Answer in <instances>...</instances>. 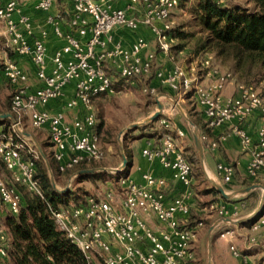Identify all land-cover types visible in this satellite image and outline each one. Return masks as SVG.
<instances>
[{"label": "built area", "instance_id": "built-area-1", "mask_svg": "<svg viewBox=\"0 0 264 264\" xmlns=\"http://www.w3.org/2000/svg\"><path fill=\"white\" fill-rule=\"evenodd\" d=\"M57 1L35 0L34 8L45 13V26L37 30L19 0H0L6 44L15 57H26L33 66L31 75L19 59L0 57V87L2 81L9 86L12 115L0 120V257H5L10 247L3 210L19 212L18 185L43 197L35 176L38 151L22 134V124L27 120L47 132L59 171L82 161H100L105 153L96 130L93 100L115 93L118 79L153 73L178 100L184 101L187 93L193 95L208 128L227 126L209 147L236 136L248 155L246 178L264 182V101L254 86L240 82L235 93L224 94L234 85V74L221 70L211 54L187 63L174 60L171 15L179 0H59L64 6L55 11ZM125 30L134 34L132 39L122 35ZM49 31L63 41L51 53L47 48ZM158 53L168 60L159 67ZM67 89L70 97L51 110L50 102L64 97ZM143 90L156 94L150 83ZM254 113L262 116L253 136L249 120ZM158 122L157 142L146 144L140 153L149 163L157 161L169 170L171 179L181 185L170 200L165 192L168 179L146 170L139 181L120 175L116 188L107 186L77 205L51 209L58 228L88 264H195L193 244L203 223L199 220L185 226L193 194L192 165L182 144L185 134L177 126L174 133L169 131L167 111L160 113ZM200 139L206 140V134ZM216 169L224 183L231 182L234 167L230 163L218 162ZM244 206L245 201L228 202L217 194L201 210L217 217L214 228L220 231L219 238L229 240L231 254L241 264H264L248 253L264 240V198L250 217L249 232H241L232 222L242 217ZM228 225L231 227L222 228ZM238 236L245 239L244 251L232 243Z\"/></svg>", "mask_w": 264, "mask_h": 264}, {"label": "trees", "instance_id": "trees-1", "mask_svg": "<svg viewBox=\"0 0 264 264\" xmlns=\"http://www.w3.org/2000/svg\"><path fill=\"white\" fill-rule=\"evenodd\" d=\"M178 2L177 8H182V6L189 8V23L194 26V29L183 30L181 29L182 25L177 27L172 26L170 35L173 41L174 39L179 41L171 44V52L174 50V47L177 49L175 51L176 54L183 52L185 45L193 38L191 49L195 56L211 54L215 61L219 60L222 63L226 61L230 62L234 70V76L236 74L237 77L242 78L256 77L261 72H264V0H247L246 5L225 3L224 0L222 2L218 0H179ZM5 45L8 56L16 58L6 43ZM173 55L175 60V54ZM160 56L165 58L162 54L158 53L159 58ZM262 77L264 78V74ZM138 78H145L146 83H150L156 88V93L167 91L175 94L166 86L161 85L153 73ZM120 80L124 79H118L117 81ZM154 81H156L155 84H153ZM117 84L116 82L115 86ZM255 89L257 88L255 87ZM258 93L264 101V88L261 92L258 91ZM188 94L190 93L186 94V98ZM158 118L145 123V125L150 129V123ZM195 123L199 127L200 135L206 134L207 136L206 140H202V146L205 147L209 145L210 141L216 139L211 134L212 130L205 125V121L203 123L199 122L200 124L197 121ZM136 127L130 128L129 130L136 129ZM96 130L99 134L97 124ZM147 136L148 138H153L152 142L156 143L159 133L155 137L150 135V133H147ZM124 148V153L127 157L128 151L126 146ZM43 152L48 158L50 166L54 170L59 171L52 157V151L49 153L43 149ZM188 161L194 166L191 160ZM98 166L96 161H82L72 168L59 172L70 174L80 169L95 168ZM104 172L95 171L77 175L76 183L81 182L84 178L100 176ZM115 174L119 176L126 175V171L122 169ZM35 176L43 197L37 193L28 191L22 185H18L21 193L20 210L17 214L10 213L6 219L5 228L10 239V247L7 250V255L0 257V264H88L85 255L58 228L52 218L51 209L77 205L84 202L85 198L91 194L86 191L85 194L87 196L85 195L86 197L79 201V196L74 195L70 189L65 192L57 191L52 185L46 165L42 159L36 160ZM199 176L200 178L196 181V185H192L191 181L192 190L194 187L197 189V194H201L202 196L219 194L212 185L199 188L204 180L202 175ZM258 181L259 179L250 180L249 178H244L242 186H248ZM253 192L254 190H251L247 192V195L249 196ZM192 193L193 199L197 195L193 191ZM71 196H73L72 204L68 202ZM225 200H230V198H225ZM196 202L200 207L206 204V202H198L197 200ZM193 217V212L191 213L190 209L185 226H192L201 220L203 223L202 227L204 225L209 227L214 221L208 217H205V219L199 218L198 220H194ZM215 232H217V229ZM194 255L196 256L197 252H194Z\"/></svg>", "mask_w": 264, "mask_h": 264}, {"label": "rangeland", "instance_id": "rangeland-1", "mask_svg": "<svg viewBox=\"0 0 264 264\" xmlns=\"http://www.w3.org/2000/svg\"><path fill=\"white\" fill-rule=\"evenodd\" d=\"M224 1L225 3L228 2L231 4H240V5L247 4V0H224ZM57 2H59V0ZM189 19H190V13H189V8L187 6L186 7L182 6V8H177L174 11H172L171 21H172V26L174 27L182 25L181 29L183 30L194 29V26L189 23ZM2 26L3 24L0 22V29L2 28ZM130 32L131 31L129 30L122 31V35L124 34V37L126 36L125 38L132 39L133 38L132 35L134 34ZM193 40L194 39L191 38L190 42L185 45V49L183 50V52L180 53L178 52L176 54L175 51H177V49L175 47L173 48L174 50L172 51V53L175 54L176 62L187 63L189 62V60H193L196 57L191 49ZM176 41L179 40L174 39V41H172L171 44H174ZM5 47H6L5 42L0 36V52L2 50L7 52ZM150 47L155 48L154 43H150ZM167 62L168 60L166 58L160 56V58L156 60V66L159 67L165 65ZM215 62L221 70L227 69L228 71H231L232 74L234 73L232 64L230 62L226 61L222 63L219 60H216ZM263 74L264 72H261V74H258L256 77H248V78L237 77V75L235 74L234 82H233L234 85H231L234 87V93L236 92V84L238 82L250 84L256 87L259 92H261L264 88V78L262 77ZM116 82L118 84L116 86L115 93L100 95L94 99V109L97 118L100 143L105 153V157L103 159H101L100 161H96L97 164L99 165L98 167H106V165L108 164L115 165L118 164L119 162L121 163L122 160L121 147L123 151H125L124 147L126 146L128 152L136 153L138 152V148L141 149L142 146H145L144 143L149 139L147 133H150V135L155 137L157 133H160L161 131V125L157 119L152 123H150L151 124L150 129L147 127V125L142 124V125H138L136 129L129 130L130 129L129 128L127 130H124V132H122V130L127 125L134 122H140L144 120L147 116H149L153 111L156 110L157 104L154 101V95L147 93L143 90V87L146 83L145 78L124 79ZM5 87L6 86H4L3 89L0 90V104L3 103L5 105L6 103L5 106H7L8 102L6 101H10V94L7 91V89H5ZM160 93L162 94L169 93L171 95L170 97H168V99L165 100L166 105L169 106L167 108L169 121L171 125L169 131L174 133L173 127L175 126L183 129L185 135L182 139V144L184 146V151L187 159L191 160L192 163L194 164V166H192L193 176H194V178H192V185H196V181L200 178L199 175L204 176L202 169H205L204 166L201 165V161L199 159L197 149L194 143V132L197 128H199L198 125L195 123V121H197L198 123L203 121V118L201 119L202 116H200L198 110L199 106L193 95L188 94L187 98L185 97V100L181 101L178 100L176 98V95L171 92L160 91ZM172 98H174L181 105L184 112L192 120L193 124H190L185 119L184 115L180 112L175 102L172 101L173 100ZM158 99L162 103V111L165 110V107H163V100H161V97H159ZM0 110H5L3 105H0ZM261 116L262 115H260V113H256V115L254 116L255 120L257 121L256 126L261 121ZM252 120L254 119L253 118L250 119L249 123L253 122ZM254 126L255 125H252L250 127L253 134L256 130V126L255 127ZM22 129L32 134V136L39 143L42 150L45 149L49 153L50 151H52L46 131L31 126L27 120L22 124ZM129 137H134V139L129 140ZM139 139L141 141H139ZM26 140L28 143L32 144L38 151L32 138L26 137ZM38 159H42L46 165V162L42 158L39 151H38ZM46 160L48 161L47 157ZM119 165H116L115 167ZM3 172L4 171L2 170V173ZM47 172L49 177L54 180L55 189L57 191L65 192L66 190L70 189L74 195L79 196L78 198L79 201L83 200L87 196V194H85L86 191L87 193L93 195L100 190H105L106 188H108L107 186L116 188L117 181L119 178V175L115 174L117 171L116 172L105 171L104 173H101L100 176H95L93 178H84L81 182L76 183L77 176H73L69 180V177L74 172L70 174H67L66 172L60 173L59 171L54 170V168H52L51 166H50V170L47 168ZM239 180H240L239 181L240 185L238 188L237 187L227 188L226 186H224L226 187L225 189L227 191H233L246 187V186H242L243 184L242 182L244 178ZM254 183H262V182L259 180L258 182H254ZM204 186H209V181L207 179L203 180L199 188H202ZM262 186L264 191V183L262 184ZM253 190H254L253 194H250L249 196L247 195L246 192V194L245 193L238 194L236 197L234 196L233 198L234 200L237 199L236 202L245 201L246 203V206H244L241 209L240 215L242 217L240 218L248 216L250 213H252L258 208L263 191L261 188H256ZM193 191L194 193H196L195 195H197L194 197L195 201L197 200L198 202L207 203L208 200L215 198V195L213 194H211V196L210 195L202 196L201 194L198 195L196 192L197 189H195L194 187H193ZM72 197L73 196H71L68 201L70 204L73 203ZM9 215L10 212L7 209H4L3 210L4 225H6L5 222ZM193 216H194L193 217L194 220L195 219L198 220L199 218L205 219V217L215 220V215L208 216L204 211L193 212ZM224 227L230 228L231 225L222 226V228ZM208 228L209 227L204 225L198 231L197 239L193 245V249H194L193 251L197 252V255L196 256L194 255L195 264H239L237 258H235L231 254V251L229 249V243H227L229 240L227 239L228 240L227 241L223 238H219L220 231L217 230V232H215V228L212 230L209 238L207 235ZM240 231L246 232V229L240 228ZM232 243L236 244V242H232ZM237 247L239 248V246Z\"/></svg>", "mask_w": 264, "mask_h": 264}, {"label": "crops", "instance_id": "crops-1", "mask_svg": "<svg viewBox=\"0 0 264 264\" xmlns=\"http://www.w3.org/2000/svg\"><path fill=\"white\" fill-rule=\"evenodd\" d=\"M19 1L22 4L23 9L26 10L30 14L32 21H33L34 25L36 26L37 30L40 29V27L45 26V21H44L45 13L38 11L34 8L35 0H19ZM63 6H64V3L59 2V3L54 5L53 10H55V11H57L59 9L62 10ZM0 36L2 37L3 41L6 43L5 37L3 35V26L0 29ZM62 42L63 41L61 39L57 38L51 31L48 32L47 48H48L49 53H51L54 49L59 47L62 44ZM5 55L8 56L7 52L2 50L0 52V57H4ZM16 58L19 59L21 66L25 70H27L31 75H33V66H32L31 62L29 61V59L26 57H23V58L16 57ZM155 82L156 81H154L153 84H155ZM4 86H6L5 89H7V91L10 94V90L4 81L1 82L0 90L3 89ZM231 93H234V87L228 86L224 90V94H231ZM160 94H162V93L154 94V101L156 102V98L161 97V100H163V107H165L164 111H167V108L169 106L166 105L165 100L168 99V97H170L171 95L169 93H165L166 95H169V96H163ZM70 95H71V92L69 91V89H67L64 97L51 101L48 107L51 108V110H56V109L60 108L62 106V103L66 100V98L70 97ZM6 102H8L7 103L8 107L5 106L6 103H5V105L3 103L0 104V105H3L5 108V110H0V115L9 113V101H6ZM198 110L200 111L199 107H198ZM67 112H68V115L71 114L70 110H68ZM255 115L256 114L254 113L253 116H251V118H250V119H252V118L254 119V120H252L253 122H250V127L252 125L256 126L257 121L254 118ZM7 117L8 116H6L4 118L0 117V120H4ZM250 127H249V132L254 136L255 132L253 130V132H254V134H253ZM226 128H227V126L225 125L222 128L213 129L211 131L213 138H216L218 133L221 130L226 129ZM133 139H134V137H129V140H133ZM139 141H141V140L139 139ZM147 141L144 143L145 145H146V143L148 144V143L152 142L153 138H149ZM142 142H144V141H142ZM141 144H140V147H141ZM140 151H141V149L138 148V152H136V153L128 152V156L126 157V159H127L126 166L123 168V170L126 171L127 175L131 176L136 181L140 180L141 173L143 171H146V170L151 171L154 175H158V176L162 175V176L166 177L168 179V186L166 187L165 192H166L167 199L170 200L174 195H176L179 192L181 185L178 182H175L171 179L169 170L162 168L161 165L157 161L149 163L144 157L141 156ZM121 162H122V160H121ZM218 162L230 163L234 166L233 180L230 184L224 183V181L222 180V178L218 174L217 169H216V164ZM119 163L115 164V165L114 164H108V165H106V167H115L116 165H119ZM247 163H248V155L244 150L241 149V147L239 145L238 138L236 136H232L226 141H219L217 146L213 149L210 148L209 145H206L205 147H203V163L201 165H203L205 168V169H202L204 179H207L209 181V185L214 186L213 185L214 183L221 185L226 192H230V191H227L225 189L226 187L227 188H233V187L238 188L240 185L239 179L246 178ZM193 178H194V176H193ZM263 183L264 182L258 183V184L262 185ZM224 186H226V187H224ZM262 191H263V189H262ZM194 194H196V193H194ZM210 196H211V194H210ZM233 198L234 197H231L230 200H228V202H234L235 200H237V199L234 200ZM190 209H191V213L202 211L201 207L196 203L195 198L191 199V208ZM249 216H250V214L248 216L243 217V218H239L242 220L239 223H235L240 228L246 229V232H249V229H248L249 228V221H250ZM216 219H217V217L215 216L214 221H216ZM148 221L151 222L152 224H155L154 220H151L148 218ZM232 242H236L237 246H239V249L244 251L243 248H244L245 239L242 236H238V237L233 238ZM248 253L250 254V257L253 260H255L257 263H261L264 260V240L259 247L255 246V248H253L251 251H248ZM237 260L239 261V259H237ZM239 264H241L240 261H239Z\"/></svg>", "mask_w": 264, "mask_h": 264}, {"label": "water", "instance_id": "water-1", "mask_svg": "<svg viewBox=\"0 0 264 264\" xmlns=\"http://www.w3.org/2000/svg\"><path fill=\"white\" fill-rule=\"evenodd\" d=\"M160 95H164V96H169V95H166V94H160ZM175 102V104L177 105L178 109L180 110V112L184 115L185 119L190 123V124H193L192 123V120L188 117V115L184 112L183 108L181 107V105L174 99L172 98ZM156 104H157V108L155 111H153L149 116H147L144 120L140 121V122H134V123H131L129 125H127L123 130L122 132H124V130H127L129 128H133V127H136L138 125H142V124H145V123H148L154 119H156L157 117H159L161 111H162V103L160 102V100L158 98H156ZM10 117L12 118V115L10 113H7V114H3V115H0L1 118H4V117ZM22 134L25 135L26 137H30L33 139L39 153L41 154L42 158L45 160L46 162V166L47 168L50 170V164L49 162L46 160V156L42 150V148L40 147L39 143L36 141V139L32 136V134L30 132H27V131H22ZM194 143H195V147L197 149V153H198V156H199V159L201 161V164L203 163V146H202V142L200 140V133L198 131V128L195 130L194 132ZM121 155H122V162L120 163L119 166L117 167H95V168H84V169H80L76 172H74L73 174H71V176L69 177V180L73 177V176H77V175H80V174H83V173H89V172H95V171H110V172H118L120 170H122L125 166H126V162H127V159H126V156H125V153L121 147ZM51 179V178H50ZM51 182H52V185L53 187L55 188V184H54V180L51 179ZM217 190V192L223 197V198H231V197H234V196H237L238 194H243V193H246V192H249L253 189H256V188H261L263 189V186L261 184H258V183H253L251 185H248L242 189H237V190H233V191H230V192H226L223 187L219 184H216L214 183L213 184ZM264 198V191L262 193V196H261V201L258 205V208L261 206V203H262V200ZM257 208V209H258ZM256 209V210H257ZM256 210L249 216H253L256 214ZM227 220V219H226ZM242 219H237V220H234L232 221L233 223H239ZM216 225V221H214L208 228L207 230V235L208 237L210 238V234L212 232V230L214 229Z\"/></svg>", "mask_w": 264, "mask_h": 264}]
</instances>
